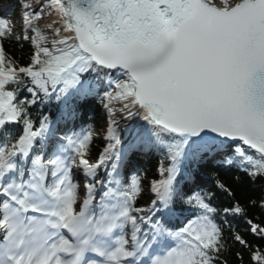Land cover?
<instances>
[{
    "label": "snow or ice",
    "instance_id": "obj_1",
    "mask_svg": "<svg viewBox=\"0 0 264 264\" xmlns=\"http://www.w3.org/2000/svg\"><path fill=\"white\" fill-rule=\"evenodd\" d=\"M215 166L264 180V0L0 5V264H264V192Z\"/></svg>",
    "mask_w": 264,
    "mask_h": 264
},
{
    "label": "trees",
    "instance_id": "obj_2",
    "mask_svg": "<svg viewBox=\"0 0 264 264\" xmlns=\"http://www.w3.org/2000/svg\"><path fill=\"white\" fill-rule=\"evenodd\" d=\"M0 3L2 5L9 3V0H0ZM13 20L17 19L15 12L12 13ZM7 51L9 52L10 55L16 57V58H21V62H25L27 59V55L30 52V49L26 46L23 51L20 49L18 45L13 44H8L6 45ZM97 111H100L99 105H96ZM33 111L35 112L36 109L34 108ZM54 112V109H53ZM95 124L97 131H100L103 125V120L99 117H97L95 120L90 121ZM104 146L103 141L98 139L96 140L94 146H93V158H95L99 151L102 149ZM136 166L142 170V173L147 177V180H145V191L142 195V197L138 200V206L144 207L148 205V201L150 198V193L148 192V182L152 179H159V174L157 172V166H158V157L154 155L150 156H145L144 158H140L137 160ZM216 171L220 173L221 177H224L226 175L230 176H236L240 175L241 182L243 184V190L244 192L251 196L254 199H259L260 195L262 192H264V180H257L255 184H253L250 180H248L247 177L243 176V174L240 173H225L223 167L221 166H215ZM197 182L199 187H203L206 189H210L214 187L215 183V178L211 175L210 169L209 168H202L201 172L197 174ZM254 215L259 216L260 215V210L259 208L255 209L253 212ZM254 244H259V243H264L259 241L258 239H254L253 237L249 236L248 237ZM238 247V246H237ZM243 255V261H241L236 255H235V249L230 253L226 254V259L228 261V264H252V261L250 259V255L247 251H244L242 253Z\"/></svg>",
    "mask_w": 264,
    "mask_h": 264
}]
</instances>
